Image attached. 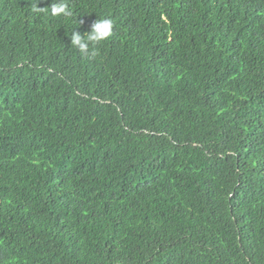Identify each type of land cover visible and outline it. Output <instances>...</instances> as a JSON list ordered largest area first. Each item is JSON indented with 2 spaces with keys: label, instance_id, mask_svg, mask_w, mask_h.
<instances>
[{
  "label": "trees",
  "instance_id": "obj_1",
  "mask_svg": "<svg viewBox=\"0 0 264 264\" xmlns=\"http://www.w3.org/2000/svg\"><path fill=\"white\" fill-rule=\"evenodd\" d=\"M57 2L0 0V264H264V0Z\"/></svg>",
  "mask_w": 264,
  "mask_h": 264
},
{
  "label": "clouds",
  "instance_id": "obj_2",
  "mask_svg": "<svg viewBox=\"0 0 264 264\" xmlns=\"http://www.w3.org/2000/svg\"><path fill=\"white\" fill-rule=\"evenodd\" d=\"M41 7H34L33 12L39 13ZM47 11V9H44ZM50 14L53 17L60 15L71 16L72 12L69 8L67 0H59L57 3H52L50 6ZM113 21L108 18H100L93 22L91 30L87 35H81L77 31H72L70 35L71 46L77 48L79 52L86 55L88 58H95L98 55V48L101 42L107 40L112 35Z\"/></svg>",
  "mask_w": 264,
  "mask_h": 264
}]
</instances>
